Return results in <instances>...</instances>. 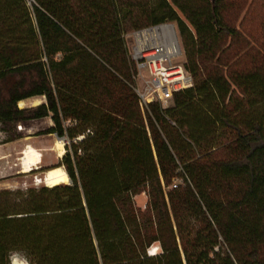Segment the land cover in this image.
<instances>
[{
	"label": "trees",
	"instance_id": "16d2710c",
	"mask_svg": "<svg viewBox=\"0 0 264 264\" xmlns=\"http://www.w3.org/2000/svg\"><path fill=\"white\" fill-rule=\"evenodd\" d=\"M164 21L193 85L142 112L125 34ZM44 116L70 182L0 190V264H264V0H0V123Z\"/></svg>",
	"mask_w": 264,
	"mask_h": 264
},
{
	"label": "built area",
	"instance_id": "2783aa9c",
	"mask_svg": "<svg viewBox=\"0 0 264 264\" xmlns=\"http://www.w3.org/2000/svg\"><path fill=\"white\" fill-rule=\"evenodd\" d=\"M125 38L129 57L136 66L134 89L142 112L153 100L167 106L176 91L193 85L183 64V49L174 22L140 27L126 33Z\"/></svg>",
	"mask_w": 264,
	"mask_h": 264
},
{
	"label": "rangeland",
	"instance_id": "374dc122",
	"mask_svg": "<svg viewBox=\"0 0 264 264\" xmlns=\"http://www.w3.org/2000/svg\"><path fill=\"white\" fill-rule=\"evenodd\" d=\"M182 59H183V56H182ZM22 101H23V106L21 108L29 107V106H36L42 103L44 101V98L42 96H33V97L23 99ZM26 125L30 126L29 132L30 134H32L30 136H33L34 142H36V144H40V145L41 144H48V145L51 144V146L54 147L57 141L61 139L63 142V148L65 152V145L69 143L66 137L64 136L59 137L55 133H52L55 135L54 138L52 136L49 137V140L48 138H46L48 134L46 133L47 129L53 125V122L50 116H44L41 118L19 121V122H16L15 124H9V125H3L0 123V153L2 149L3 151L6 150V152H8L9 150L8 145L5 144L6 142L10 141L8 139L13 140L14 144L12 147H16V149L11 148L13 153L8 154L6 156L5 161L4 159H2L0 162V190L2 189L26 190L29 187H33V186L40 187V186L46 185L44 179H45L47 170L50 167L57 165V163L61 159V156H58L57 152L53 150V155H52L53 157L51 159H49V157L43 158L42 163L40 164L39 168H35V169L32 168V170L29 171V173H24V174L16 173V169H20L18 167L20 157L21 156L23 157V152L28 147V146L25 147L24 145L25 139L20 137L22 134L25 133L24 127ZM3 144H5V146ZM37 180H38V183H37ZM69 182L70 180L66 181L65 183H69ZM147 199L148 197L146 193H142L135 197L137 205L143 208L146 206ZM255 201L256 199L253 198V202ZM248 213L254 218L264 223V198H263L262 206H260L259 208H256V207L249 208ZM157 247H158L157 245H153L151 247V250L153 253L158 251ZM12 259H15V261L19 264H30L28 259L22 252H13L11 255V264H12Z\"/></svg>",
	"mask_w": 264,
	"mask_h": 264
},
{
	"label": "bare ground",
	"instance_id": "6f19581e",
	"mask_svg": "<svg viewBox=\"0 0 264 264\" xmlns=\"http://www.w3.org/2000/svg\"><path fill=\"white\" fill-rule=\"evenodd\" d=\"M20 107L23 106V101L20 102ZM54 151L57 152L58 156H62L64 152L63 142L61 139L57 141L54 146ZM22 164L24 171H31L32 167L37 165L40 161V153L34 150L32 147L28 146L23 152ZM40 164V163H39ZM69 180L68 174L63 167H57L48 170L45 175V183L47 186H55L61 183H65ZM16 264H19L16 262Z\"/></svg>",
	"mask_w": 264,
	"mask_h": 264
},
{
	"label": "crops",
	"instance_id": "0c3cea01",
	"mask_svg": "<svg viewBox=\"0 0 264 264\" xmlns=\"http://www.w3.org/2000/svg\"><path fill=\"white\" fill-rule=\"evenodd\" d=\"M48 127H49V125H48ZM25 128V133L24 134H22L20 137L21 138H23V139H25L24 140V145H25V147H27V146H30V147H32L34 150H36V151H38L39 153H40V161H39V163L41 164L42 163V159L43 158H45V157H49V159H51L53 156V150H54V147L53 146H51V144L50 145H48V144H36V142H34V138H33V136H30V135H32V134H30V132H29V128H30V126H25L24 127ZM23 129V128H22ZM23 136V137H22ZM55 137V135L54 134H52V133H48L47 134V136H46V138H48V140H49V137ZM57 140V139H56ZM56 140H55V142H56ZM54 142V143H55ZM6 145H8V152H6V150L5 151H3V149H2V151H1V153H0V162H1V160L2 159H4V161H5V159H6V156L8 155V154H11V153H13L12 152V150H11V148H15L16 149V147H12L13 146V144H14V141L13 140H10V141H8V142H6L5 143ZM5 144H3L4 146H5ZM23 152V151H22ZM22 156L20 157V161H19V168L20 169H16V173H29V171L27 172V171H24V169H23V164H22ZM39 163H37V165H35V166H33L32 168H39L40 167V164ZM8 164H9V162H8ZM48 171V170H47Z\"/></svg>",
	"mask_w": 264,
	"mask_h": 264
},
{
	"label": "clouds",
	"instance_id": "9594fccd",
	"mask_svg": "<svg viewBox=\"0 0 264 264\" xmlns=\"http://www.w3.org/2000/svg\"><path fill=\"white\" fill-rule=\"evenodd\" d=\"M12 264H16V261H15V259H12Z\"/></svg>",
	"mask_w": 264,
	"mask_h": 264
},
{
	"label": "water",
	"instance_id": "95a60500",
	"mask_svg": "<svg viewBox=\"0 0 264 264\" xmlns=\"http://www.w3.org/2000/svg\"><path fill=\"white\" fill-rule=\"evenodd\" d=\"M19 106V105H18ZM19 108H21L20 106H19Z\"/></svg>",
	"mask_w": 264,
	"mask_h": 264
}]
</instances>
